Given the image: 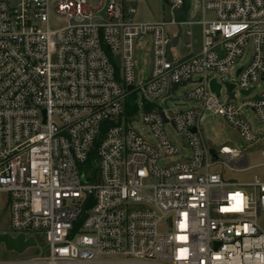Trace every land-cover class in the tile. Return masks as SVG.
I'll use <instances>...</instances> for the list:
<instances>
[{"label": "built area", "instance_id": "obj_1", "mask_svg": "<svg viewBox=\"0 0 264 264\" xmlns=\"http://www.w3.org/2000/svg\"><path fill=\"white\" fill-rule=\"evenodd\" d=\"M166 1L167 20L143 22L138 0H0V208L6 233L38 247L3 264H264V178L212 171L256 166L242 148H210L200 129L210 115L257 141L244 112L264 126V0ZM193 3L199 51L177 45L169 60L178 27L191 36ZM142 38L147 79L136 74ZM173 85H193V105L167 113L156 102ZM139 113L152 142L132 126Z\"/></svg>", "mask_w": 264, "mask_h": 264}, {"label": "rangeland", "instance_id": "obj_2", "mask_svg": "<svg viewBox=\"0 0 264 264\" xmlns=\"http://www.w3.org/2000/svg\"><path fill=\"white\" fill-rule=\"evenodd\" d=\"M205 18H209V14L204 15ZM192 21V26L190 27L191 36L186 37L185 35L181 36L179 39L178 47L174 50L175 55H185L190 52L185 47V44L191 43L194 47L191 49L197 48L199 50L201 44V31L196 21L202 19V12L197 3H193L191 6V13L188 17ZM167 20L168 13L167 7L163 3V0H138L137 12L135 15L136 21L143 22H155L160 20ZM183 29H186L184 27ZM250 50L246 51V54L242 61H239L237 68L246 64L250 57ZM150 62H151V51L148 43L145 39H139L136 41L135 45V63H136V74L138 78L147 79L150 74ZM193 85H187L186 87H179L177 91L173 94H170L163 100H158L156 102L157 107L161 110L166 111L167 113H172L175 111L185 110L193 105L192 102L186 99L187 94L192 89ZM261 88H264V81L261 82ZM260 89H256L255 93H258ZM142 98L140 94H137V102H141ZM243 97H239L236 101V104L241 102ZM247 121L250 124L251 130L257 135V141L253 144L245 145L242 143L239 138L237 131L228 125H226L223 120L219 117H214L206 115L204 117L203 123L200 127L203 137L206 140L208 146L212 149H218L222 145L230 146L231 148H242L243 152L246 153L249 159L250 166H256L252 168L251 171L247 173H231L225 171L219 166L213 167L212 171L220 173L222 178L231 181V182H242L248 181L252 178L253 175H258L264 178V167L261 164L264 163V159L260 156V152L264 149V126L258 121L256 116L250 111L244 112ZM139 117L135 118L132 121V126L140 133L144 139L148 142H152L150 135H148L144 125L140 121ZM165 133L169 139L175 144L181 152H186L185 147L183 146L181 137L174 133L169 125L165 126ZM177 158L166 159L161 161L159 164L164 165L170 162L177 161ZM8 226V215L6 211L0 208V234L10 232ZM41 245H39L40 247ZM37 248H28L24 252L18 254L13 251L6 250L3 246H0V264H3L6 261H22L37 255Z\"/></svg>", "mask_w": 264, "mask_h": 264}, {"label": "water", "instance_id": "obj_3", "mask_svg": "<svg viewBox=\"0 0 264 264\" xmlns=\"http://www.w3.org/2000/svg\"><path fill=\"white\" fill-rule=\"evenodd\" d=\"M163 3L166 4L167 1L163 0ZM101 15H103V12H101ZM181 27H178L177 30V35L175 37L172 38L170 44L168 45L167 48V52H168V58L169 60H171V48H175L178 45V41L181 35ZM116 64H119V60H118V56L116 57ZM210 87L211 90L213 92H215L217 95H219V89L220 86L218 84L215 83L214 80L211 81L210 83ZM227 90H228V94L230 98H233V95L231 93V89H232V85L226 84ZM131 86L128 87V90H131ZM177 89V85H173L171 87V92H174ZM161 116H163V113H160ZM210 153L213 156V160H216L217 158V152L214 150H210ZM35 241L33 238H28L25 240L23 235H18L16 237H12L11 235H9L8 233H2L0 234V246H3L6 250L8 251H13L16 252L18 254L24 252L26 249L30 248V247H34L35 246Z\"/></svg>", "mask_w": 264, "mask_h": 264}, {"label": "crops", "instance_id": "obj_4", "mask_svg": "<svg viewBox=\"0 0 264 264\" xmlns=\"http://www.w3.org/2000/svg\"><path fill=\"white\" fill-rule=\"evenodd\" d=\"M190 13H191V11L190 10H188V15H187V19H189L188 17L190 16ZM200 27V26H199ZM201 31V30H200ZM193 46V45H192ZM192 51V50H191ZM199 50H197V48L195 49H193V51L192 52H194V53H197ZM231 173H233V172H231ZM251 179V178H250ZM243 182V181H242Z\"/></svg>", "mask_w": 264, "mask_h": 264}, {"label": "trees", "instance_id": "obj_5", "mask_svg": "<svg viewBox=\"0 0 264 264\" xmlns=\"http://www.w3.org/2000/svg\"><path fill=\"white\" fill-rule=\"evenodd\" d=\"M128 107H129V104H128Z\"/></svg>", "mask_w": 264, "mask_h": 264}]
</instances>
